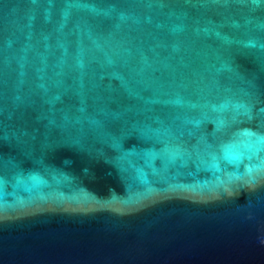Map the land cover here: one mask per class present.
<instances>
[{"label":"water","instance_id":"1","mask_svg":"<svg viewBox=\"0 0 264 264\" xmlns=\"http://www.w3.org/2000/svg\"><path fill=\"white\" fill-rule=\"evenodd\" d=\"M0 264H264V0H0Z\"/></svg>","mask_w":264,"mask_h":264}]
</instances>
